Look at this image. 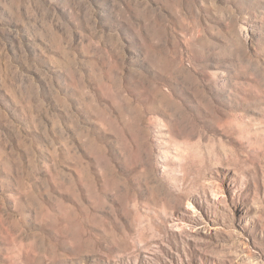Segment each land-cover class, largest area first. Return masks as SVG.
<instances>
[{
    "label": "rangeland",
    "instance_id": "1",
    "mask_svg": "<svg viewBox=\"0 0 264 264\" xmlns=\"http://www.w3.org/2000/svg\"><path fill=\"white\" fill-rule=\"evenodd\" d=\"M0 264H264V0H0Z\"/></svg>",
    "mask_w": 264,
    "mask_h": 264
}]
</instances>
